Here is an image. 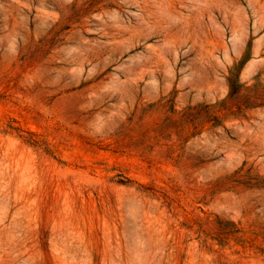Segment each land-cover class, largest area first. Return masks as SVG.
<instances>
[{"label":"rangeland","instance_id":"1","mask_svg":"<svg viewBox=\"0 0 264 264\" xmlns=\"http://www.w3.org/2000/svg\"><path fill=\"white\" fill-rule=\"evenodd\" d=\"M0 264H264V0H0Z\"/></svg>","mask_w":264,"mask_h":264}]
</instances>
